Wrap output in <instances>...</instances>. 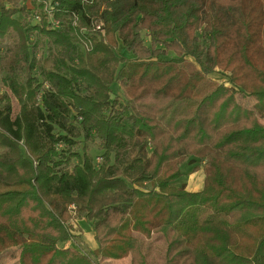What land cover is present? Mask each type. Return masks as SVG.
<instances>
[{"label":"trees","instance_id":"obj_1","mask_svg":"<svg viewBox=\"0 0 264 264\" xmlns=\"http://www.w3.org/2000/svg\"><path fill=\"white\" fill-rule=\"evenodd\" d=\"M0 83V257L264 264V0H0Z\"/></svg>","mask_w":264,"mask_h":264},{"label":"rangeland","instance_id":"obj_2","mask_svg":"<svg viewBox=\"0 0 264 264\" xmlns=\"http://www.w3.org/2000/svg\"><path fill=\"white\" fill-rule=\"evenodd\" d=\"M28 8H31L32 5L30 2L27 4ZM35 7V4H34ZM17 18L19 19L20 16L18 15ZM143 40L144 43L148 46L150 45V42L147 38V36L143 35ZM117 52L119 53H124L123 49L121 46L118 47ZM174 55L172 53H168L166 58H171ZM217 80H222L223 77L218 75L215 76ZM0 88H1V83H0ZM113 94L120 98L123 102H125V99L122 95V92L120 88L115 84L112 86ZM238 100L240 103L247 107H251L254 104V100L249 98V97H243L239 96ZM12 105H13V115L17 111V103L15 100H11ZM142 108L148 109L153 112H158L161 111L163 108H165V105L167 101L165 99H160V98H154V97H149L143 100L142 102ZM260 121L264 124V119H260ZM90 153L92 156H97L99 154L97 150V144H91L90 145ZM203 162L198 161V160H191L187 159L183 162L182 164V176L181 178L177 181V185L183 184L187 190L189 191H196L199 190L202 187L203 180H204V174H203ZM76 221L73 224L74 231L78 232L80 235L77 237V240L72 242V246L78 248L81 250L83 253L92 255L91 247H90V233L92 234V229L91 225L86 222L83 219H75ZM86 237L88 240H86ZM100 264H129V260L122 259L119 261H111V260H100ZM0 264H18L17 263V250L13 249L7 254L3 255L0 257Z\"/></svg>","mask_w":264,"mask_h":264},{"label":"crops","instance_id":"obj_3","mask_svg":"<svg viewBox=\"0 0 264 264\" xmlns=\"http://www.w3.org/2000/svg\"><path fill=\"white\" fill-rule=\"evenodd\" d=\"M202 186H203V184H202ZM201 189H202V187H201L199 190H201ZM199 190H196V191H199ZM90 236H91V238H92V239H90L91 241H90V243H89V244H90V247H91V250H95L96 247H97V244H96V242H95L94 239H93V232H92V234L90 233ZM86 240H88L87 237H86ZM70 244H71L70 242H66V243H64V244H59V247L66 248V247H68ZM126 260H129V259L127 258ZM111 261H113V260H111Z\"/></svg>","mask_w":264,"mask_h":264},{"label":"built area","instance_id":"obj_4","mask_svg":"<svg viewBox=\"0 0 264 264\" xmlns=\"http://www.w3.org/2000/svg\"><path fill=\"white\" fill-rule=\"evenodd\" d=\"M40 1H42V0H40ZM75 221H76V220H73V221H72V224H74Z\"/></svg>","mask_w":264,"mask_h":264}]
</instances>
